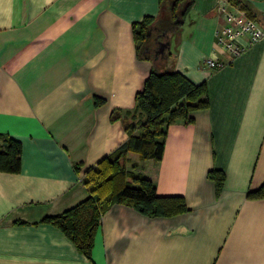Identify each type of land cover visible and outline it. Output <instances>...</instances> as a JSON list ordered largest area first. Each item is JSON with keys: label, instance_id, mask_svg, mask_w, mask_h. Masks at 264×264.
I'll return each mask as SVG.
<instances>
[{"label": "crops", "instance_id": "crops-1", "mask_svg": "<svg viewBox=\"0 0 264 264\" xmlns=\"http://www.w3.org/2000/svg\"><path fill=\"white\" fill-rule=\"evenodd\" d=\"M231 1L264 26V0ZM219 2L193 0L167 59L206 82L209 106L166 127L160 161L129 153L159 195L190 210L151 217L115 204L89 259L42 220L86 199L87 169L127 139L111 112L134 108L152 69L133 25L158 16L160 0H0V132L23 146L20 172L0 171V264H264V197L248 196L264 183V39L231 57L216 41ZM211 169L225 173L220 194Z\"/></svg>", "mask_w": 264, "mask_h": 264}, {"label": "trees", "instance_id": "trees-1", "mask_svg": "<svg viewBox=\"0 0 264 264\" xmlns=\"http://www.w3.org/2000/svg\"><path fill=\"white\" fill-rule=\"evenodd\" d=\"M192 3L193 0H160L158 16H146L133 25L137 56L150 60L152 69L143 88L136 94L134 108L127 111L116 108L111 112V119L121 120L128 137L110 155L87 169L84 182L90 195L86 199L42 220L58 226L89 259H92L102 215L115 204L133 207L151 217L174 216L190 210L183 196L159 195L155 181L143 173H135L136 162L131 163V168L128 164L130 152H137L142 159L160 161L164 153L166 127L179 120L193 121L194 111L209 106L206 82L196 83L169 67L170 48L160 51L161 44L180 31ZM94 102L99 105L104 103V99L96 96ZM22 151L19 139L0 132V171L20 172ZM208 176L220 194L225 173L211 169ZM248 196L264 197V183L250 190Z\"/></svg>", "mask_w": 264, "mask_h": 264}, {"label": "built area", "instance_id": "built-area-1", "mask_svg": "<svg viewBox=\"0 0 264 264\" xmlns=\"http://www.w3.org/2000/svg\"><path fill=\"white\" fill-rule=\"evenodd\" d=\"M218 13L224 23L216 30V41L231 57L239 56L248 46L264 39V26H261L241 6L231 0H220ZM205 64L213 69L222 67L219 59L207 58Z\"/></svg>", "mask_w": 264, "mask_h": 264}, {"label": "rangeland", "instance_id": "rangeland-1", "mask_svg": "<svg viewBox=\"0 0 264 264\" xmlns=\"http://www.w3.org/2000/svg\"><path fill=\"white\" fill-rule=\"evenodd\" d=\"M184 27H185V26H184ZM186 27H187V26H186ZM175 45H176V40H174V42H173L171 52L175 51ZM138 159H139L138 157H134V160H138ZM136 163H137L138 167H137V169L135 170V173H142V171H140L139 169L142 168V165H143V164H138V162H136ZM141 163H142V162H141ZM130 166H131V161H130V163L128 164V168H131ZM143 174H144V173H143ZM144 175H145V174H144Z\"/></svg>", "mask_w": 264, "mask_h": 264}, {"label": "water", "instance_id": "water-1", "mask_svg": "<svg viewBox=\"0 0 264 264\" xmlns=\"http://www.w3.org/2000/svg\"><path fill=\"white\" fill-rule=\"evenodd\" d=\"M170 48V38L167 42H163L160 47V51L163 52L164 50Z\"/></svg>", "mask_w": 264, "mask_h": 264}]
</instances>
